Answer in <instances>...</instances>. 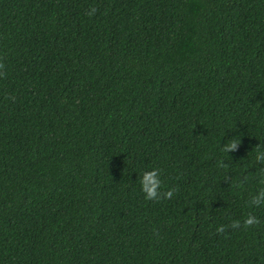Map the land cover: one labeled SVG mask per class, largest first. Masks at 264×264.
<instances>
[{"label":"trees","instance_id":"obj_1","mask_svg":"<svg viewBox=\"0 0 264 264\" xmlns=\"http://www.w3.org/2000/svg\"><path fill=\"white\" fill-rule=\"evenodd\" d=\"M258 153L264 0H0V264H264Z\"/></svg>","mask_w":264,"mask_h":264},{"label":"clouds","instance_id":"obj_2","mask_svg":"<svg viewBox=\"0 0 264 264\" xmlns=\"http://www.w3.org/2000/svg\"><path fill=\"white\" fill-rule=\"evenodd\" d=\"M96 12V8L92 7L88 11V15L91 16ZM236 143L235 142H229L224 146V150L228 151L230 149H233L235 147ZM257 159L264 158V153H258L257 154ZM140 186L141 190L145 195L146 199H158L159 198V188L161 186V179L160 175L158 172V169L156 168H151L144 170L141 175H140ZM164 197H171L172 196V191L169 189L163 193ZM250 203L253 205H260L264 204V190H261L257 192L250 200ZM258 217H256L253 214H248L244 219H243V225L244 226H249L258 223ZM241 226V221L240 220H233L231 222V227L232 228H238ZM225 228V225H218L216 231L217 232H223Z\"/></svg>","mask_w":264,"mask_h":264}]
</instances>
